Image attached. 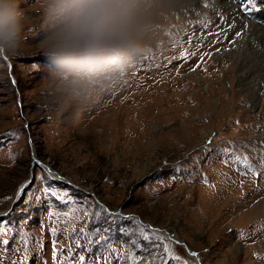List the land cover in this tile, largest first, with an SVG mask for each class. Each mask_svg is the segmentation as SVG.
Wrapping results in <instances>:
<instances>
[{
  "label": "rangeland",
  "instance_id": "374dc122",
  "mask_svg": "<svg viewBox=\"0 0 264 264\" xmlns=\"http://www.w3.org/2000/svg\"><path fill=\"white\" fill-rule=\"evenodd\" d=\"M19 6L33 23L0 47V241L8 242L0 243V264H264L257 248L264 236L255 217L244 215L257 200V175L223 185L221 194L238 205L223 208L229 215L216 230L205 215L211 182L241 166L253 175L257 165L264 169L257 123L251 131L227 127L219 111L228 100L217 93L200 103L191 91L190 118L204 125L195 139L187 127L179 146L168 139L185 126L162 77V47L141 42L108 67L76 73L49 58V0ZM202 35L199 41L218 32ZM184 44L173 66L195 55ZM142 111L146 134L138 135Z\"/></svg>",
  "mask_w": 264,
  "mask_h": 264
},
{
  "label": "bare ground",
  "instance_id": "6f19581e",
  "mask_svg": "<svg viewBox=\"0 0 264 264\" xmlns=\"http://www.w3.org/2000/svg\"><path fill=\"white\" fill-rule=\"evenodd\" d=\"M260 3L262 5L261 1ZM246 13L234 0H162L161 6L151 15L141 42L153 48L154 46L162 47L161 52L167 54L164 67L168 69L163 70L162 77L166 78L165 84L175 91L177 120L185 126L181 134L170 133L169 141L173 140L174 136V141L179 142V146H181V141L188 130L187 127H191V137L194 139L201 133L200 128L204 125V121L190 118L193 112L188 107L195 102L191 97V91L194 92L196 100L200 103H204L209 95L221 93L223 100H228L230 103L219 111V115L222 114L224 119V125L228 127L230 124L238 123L239 129L243 131H251L257 126V160L264 158V23L257 22ZM258 15L264 21V8L258 12ZM183 16L189 17L184 20ZM32 23L33 19L22 18V25L31 26ZM216 32L218 35L209 40L199 41L198 39L204 33L207 36ZM166 35L172 39H165ZM184 42H187L188 49L193 47L192 51H195V55L188 58L187 61H181L180 64L173 66L177 59L173 53L176 47H179L177 45L184 44ZM211 50L216 53V58L213 57ZM196 74H201L203 81L207 82V88L204 90L199 89L201 82L196 80ZM226 78H229L231 83L229 91L225 84ZM243 93L246 94V99L242 96ZM248 100L259 104L257 112L249 111ZM146 115L147 112L142 111L139 116L141 127L138 135L146 134V125L144 124ZM256 123L257 125L254 126ZM251 165L252 163L248 164V166ZM257 166V174L253 175L247 171L245 173L244 167L241 166L239 170H232L233 173L225 176L226 178L218 177V180L211 182L210 185H213V189L210 192L213 191V197L210 198L212 195L209 193V198L212 201H206L209 205V212L205 213L207 218L208 213L214 217L210 226L211 230L215 223L217 224L221 218L229 215V212L223 208L229 207V210H233L238 205V202L236 204L228 202L227 193L221 194L222 191L224 192V186L229 181L238 182L244 175L249 178H251L250 175H257V185L255 186L257 200L245 211L244 215L252 216L251 219L255 217L258 226L257 236H264V169L260 165ZM253 167L256 169L255 166ZM219 173H222L219 169L212 173L214 179ZM231 190L233 189L229 191ZM260 246L263 248L259 250V253L264 255V239L258 237L257 248Z\"/></svg>",
  "mask_w": 264,
  "mask_h": 264
},
{
  "label": "clouds",
  "instance_id": "9594fccd",
  "mask_svg": "<svg viewBox=\"0 0 264 264\" xmlns=\"http://www.w3.org/2000/svg\"><path fill=\"white\" fill-rule=\"evenodd\" d=\"M162 0H49L55 26L49 58L76 73H95L127 56L142 41L151 15ZM19 0H0V47L21 32Z\"/></svg>",
  "mask_w": 264,
  "mask_h": 264
},
{
  "label": "snow or ice",
  "instance_id": "6c2138e0",
  "mask_svg": "<svg viewBox=\"0 0 264 264\" xmlns=\"http://www.w3.org/2000/svg\"><path fill=\"white\" fill-rule=\"evenodd\" d=\"M244 10H245V11H251L252 9H251V7H250V5H249L248 7H245ZM0 243H4V244H6V243H8V242H7V241H0Z\"/></svg>",
  "mask_w": 264,
  "mask_h": 264
}]
</instances>
